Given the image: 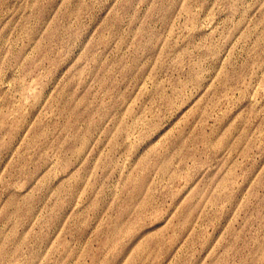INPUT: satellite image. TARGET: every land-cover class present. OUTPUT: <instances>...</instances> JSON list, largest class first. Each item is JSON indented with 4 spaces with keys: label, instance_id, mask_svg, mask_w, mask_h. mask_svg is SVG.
Wrapping results in <instances>:
<instances>
[{
    "label": "rangeland",
    "instance_id": "obj_1",
    "mask_svg": "<svg viewBox=\"0 0 264 264\" xmlns=\"http://www.w3.org/2000/svg\"><path fill=\"white\" fill-rule=\"evenodd\" d=\"M0 264H264V0H0Z\"/></svg>",
    "mask_w": 264,
    "mask_h": 264
}]
</instances>
